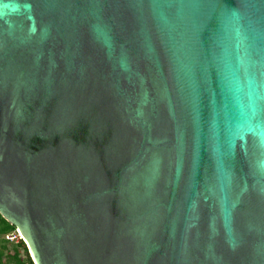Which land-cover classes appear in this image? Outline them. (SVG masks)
<instances>
[{
    "label": "water",
    "instance_id": "95a60500",
    "mask_svg": "<svg viewBox=\"0 0 264 264\" xmlns=\"http://www.w3.org/2000/svg\"><path fill=\"white\" fill-rule=\"evenodd\" d=\"M0 214L34 264H264V0H0Z\"/></svg>",
    "mask_w": 264,
    "mask_h": 264
},
{
    "label": "trees",
    "instance_id": "16d2710c",
    "mask_svg": "<svg viewBox=\"0 0 264 264\" xmlns=\"http://www.w3.org/2000/svg\"><path fill=\"white\" fill-rule=\"evenodd\" d=\"M17 226L15 223L8 222L0 214V264H34L25 243L22 240H19L15 245L13 253H6V250L11 245L12 242L4 238V234L16 229ZM19 250H23V254L19 253Z\"/></svg>",
    "mask_w": 264,
    "mask_h": 264
},
{
    "label": "built area",
    "instance_id": "2783aa9c",
    "mask_svg": "<svg viewBox=\"0 0 264 264\" xmlns=\"http://www.w3.org/2000/svg\"><path fill=\"white\" fill-rule=\"evenodd\" d=\"M4 238L10 242H18L22 236L20 235L18 229H14L5 233Z\"/></svg>",
    "mask_w": 264,
    "mask_h": 264
},
{
    "label": "rangeland",
    "instance_id": "374dc122",
    "mask_svg": "<svg viewBox=\"0 0 264 264\" xmlns=\"http://www.w3.org/2000/svg\"><path fill=\"white\" fill-rule=\"evenodd\" d=\"M18 231H19L20 235H21L22 238H23L22 241L25 243V245H26V247H27V250H28L29 254H31V250H30V247H29L27 241L25 240V238H24L23 234L21 233V231H20V230H18ZM11 244H12V246L10 245V246L8 247V249L6 250V253H13V252H14V249L16 248L15 245L17 244V242H12ZM19 253L22 255L24 252H23V250H19Z\"/></svg>",
    "mask_w": 264,
    "mask_h": 264
},
{
    "label": "clouds",
    "instance_id": "9594fccd",
    "mask_svg": "<svg viewBox=\"0 0 264 264\" xmlns=\"http://www.w3.org/2000/svg\"><path fill=\"white\" fill-rule=\"evenodd\" d=\"M17 229V228H16ZM20 240H23V238H21Z\"/></svg>",
    "mask_w": 264,
    "mask_h": 264
}]
</instances>
